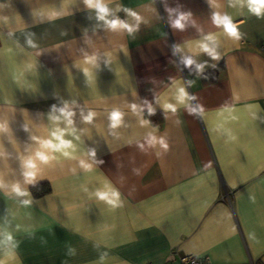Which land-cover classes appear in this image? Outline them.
<instances>
[{
    "label": "crops",
    "instance_id": "1",
    "mask_svg": "<svg viewBox=\"0 0 264 264\" xmlns=\"http://www.w3.org/2000/svg\"><path fill=\"white\" fill-rule=\"evenodd\" d=\"M99 2L0 0V264H264V11Z\"/></svg>",
    "mask_w": 264,
    "mask_h": 264
},
{
    "label": "clouds",
    "instance_id": "2",
    "mask_svg": "<svg viewBox=\"0 0 264 264\" xmlns=\"http://www.w3.org/2000/svg\"><path fill=\"white\" fill-rule=\"evenodd\" d=\"M86 3H88L90 7H94L96 9H98V12H99V15H100V19H102V20L105 19V16H106V14L108 12V9L102 3H100L99 0H96V2H93V0H86ZM250 7H251L252 11H254L257 14H259L261 11H264V0H250ZM182 19H183V17H180V19H178L175 22V26L182 27L183 26L181 24V20ZM215 22L217 24H222L224 26L225 30L230 35H233V36L237 35L236 27L230 22V20L227 17H224V18L216 17L215 18ZM108 23L112 27H116L118 23L122 27H127V25L123 24L122 22H118V21H108ZM204 48H205V51H209V54H212L211 51L207 48V46H204ZM186 62L189 63V64L192 63V61H190V60L186 61ZM61 111H63V110H61ZM66 115L67 116H71V113L68 112V113H66ZM92 115H94V114L90 113L89 116L86 117V119L87 120H91ZM120 117H121V114L118 111H114L111 114V119L113 121V126H115L117 123H119ZM69 123H71V121H69ZM61 135H57L56 136V139L58 141H60L59 144H52L51 141H49V142H46V146L47 147H51V148H56V149H59V148H62V147H68L69 146V142H66V141L62 140L61 139ZM37 157L41 161H46L47 160V156L44 153L38 152L37 153ZM30 166L31 167H35V165L31 164V163H30ZM29 175H31V173H29ZM16 190L19 192L18 188ZM21 194H23V193H21ZM99 195H101V198H106L108 194L107 193H101ZM113 195H115V193H113Z\"/></svg>",
    "mask_w": 264,
    "mask_h": 264
},
{
    "label": "trees",
    "instance_id": "3",
    "mask_svg": "<svg viewBox=\"0 0 264 264\" xmlns=\"http://www.w3.org/2000/svg\"><path fill=\"white\" fill-rule=\"evenodd\" d=\"M192 61L190 58L184 59L182 60V64L185 70L190 71V70H194V63L192 61V63H187L186 61ZM223 64L220 63L218 65H216L215 67H213L210 71L202 74V81L204 83H209V82H213L217 79L218 77V73L219 71L222 69ZM146 117L154 124V125H161L163 119H162V115L161 114H153L150 112H146ZM30 190L33 194V196L35 197H39L42 196L44 194H47L50 192V186L47 182H42V183H38V184H34L30 187Z\"/></svg>",
    "mask_w": 264,
    "mask_h": 264
},
{
    "label": "built area",
    "instance_id": "4",
    "mask_svg": "<svg viewBox=\"0 0 264 264\" xmlns=\"http://www.w3.org/2000/svg\"><path fill=\"white\" fill-rule=\"evenodd\" d=\"M260 49L264 50V43L260 45ZM143 264H154L152 262H146ZM160 264H213L210 258L206 255H196V254H183L178 257V261L176 263H171L165 261Z\"/></svg>",
    "mask_w": 264,
    "mask_h": 264
}]
</instances>
